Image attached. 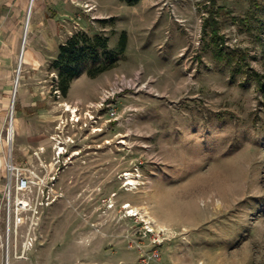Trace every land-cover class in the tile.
<instances>
[{
    "label": "rangeland",
    "instance_id": "obj_1",
    "mask_svg": "<svg viewBox=\"0 0 264 264\" xmlns=\"http://www.w3.org/2000/svg\"><path fill=\"white\" fill-rule=\"evenodd\" d=\"M29 1L0 0V264H264V0H98L93 29L85 0H36L19 72ZM10 148L54 189L27 250L25 225L8 245Z\"/></svg>",
    "mask_w": 264,
    "mask_h": 264
},
{
    "label": "built area",
    "instance_id": "obj_2",
    "mask_svg": "<svg viewBox=\"0 0 264 264\" xmlns=\"http://www.w3.org/2000/svg\"><path fill=\"white\" fill-rule=\"evenodd\" d=\"M98 5V0H85V11L89 12L91 20H96L99 17V15L96 14ZM132 80V78L128 79L127 77L122 76L121 83L123 86L120 90L114 89L113 94H115V92L123 91L125 89L126 82L130 83ZM110 89L112 90L113 87ZM55 92L58 94L61 93L60 90H56ZM103 95L104 98L102 104H105L111 95V91L109 89H104ZM13 114H15L14 107L12 108L11 118L13 117ZM81 118V116H76V119H74V115L72 113L70 120L73 123H80V126H83ZM84 123L86 124V122ZM59 147L66 149L63 144ZM58 154L60 158L64 152L60 151ZM5 171L6 183L4 194L7 209L6 220L9 231L8 245L10 243L11 234L18 237L19 228L25 225L27 227V232L25 234L23 247L24 250H27L31 248L35 242L38 218L42 207L53 197L54 189L50 186L51 183L45 182L47 174L37 169L23 167L22 164L16 160L11 148L9 149L8 156L5 160ZM53 176H55L54 173ZM46 194H48V198L46 200L40 198L41 195Z\"/></svg>",
    "mask_w": 264,
    "mask_h": 264
},
{
    "label": "trees",
    "instance_id": "obj_3",
    "mask_svg": "<svg viewBox=\"0 0 264 264\" xmlns=\"http://www.w3.org/2000/svg\"><path fill=\"white\" fill-rule=\"evenodd\" d=\"M213 32L217 33V21L214 20ZM79 41L73 37L67 43L60 46V53L58 55V59L56 60V66L62 65L64 71L68 74L71 78L76 74V69L73 67V64L77 63L79 60L82 59V53L85 51L84 47H78ZM218 57H222L221 53L217 54ZM105 69L102 68L99 71L102 72ZM68 82L63 81L60 84V91L64 94L67 93L68 90Z\"/></svg>",
    "mask_w": 264,
    "mask_h": 264
},
{
    "label": "bare ground",
    "instance_id": "obj_4",
    "mask_svg": "<svg viewBox=\"0 0 264 264\" xmlns=\"http://www.w3.org/2000/svg\"><path fill=\"white\" fill-rule=\"evenodd\" d=\"M35 1L36 0H30L29 1V6H28V12H27V18H26V22H25V32H24V41H25V47H26V44H27V32H28V29H29V26H30V22H31V16H32V12H33V8H34V5H35ZM24 44V43H23ZM24 54H25V49H24V52L23 54L20 55V58H19V72L21 70V65H23V62H24ZM18 78L15 80V85H14V98L16 96V92H17V88H18V83H19V74L17 76ZM14 100L12 101V105L11 107H13V103H14ZM78 109L77 107H73L71 105H68L66 110L67 111H71V114L73 113L74 115V119H76V116H78ZM13 118H14V114H13V117H12V120H11V128H10V135H9V138L10 140H13L15 137H16V128L14 126V123H13ZM13 142V141H12ZM15 142V140H14ZM14 144V143H13ZM131 177V176H130ZM130 179V178H129ZM132 181L130 180L129 183H131ZM113 207V206H112ZM131 214V213H130ZM16 258H22V257H16ZM6 264H11V257L10 255L7 257V260H6Z\"/></svg>",
    "mask_w": 264,
    "mask_h": 264
},
{
    "label": "crops",
    "instance_id": "obj_5",
    "mask_svg": "<svg viewBox=\"0 0 264 264\" xmlns=\"http://www.w3.org/2000/svg\"><path fill=\"white\" fill-rule=\"evenodd\" d=\"M29 6V5H28ZM98 19H102V17L99 15V17H98ZM97 19V20H98ZM86 25L88 26V27H91L92 29L94 28V26L92 25V22H91V19L90 20H87V22H86ZM24 32H25V30H24ZM25 37V36H24ZM23 50H22V54H23V52H24V49L26 48L25 47V41H23ZM13 49H15V47L14 46H11V48H8V50L9 51H13ZM9 52L7 51L6 52V55L4 56V57H0V65H10V63H11V60L12 59H10L9 58ZM43 57V59H45V53L44 52H41V54L39 55V57H37L38 59H41ZM8 87L6 86V87H4V90L2 91V93H1V95H0V131H1V129H2V122H3V114L5 113V111H6V108H7V100H6V98H5V95H7L8 93V89H7ZM2 116V117H1ZM22 126V125H21ZM18 129H21V127H19ZM23 130L25 129V128H22ZM26 130V129H25ZM24 130V131H25Z\"/></svg>",
    "mask_w": 264,
    "mask_h": 264
},
{
    "label": "water",
    "instance_id": "obj_6",
    "mask_svg": "<svg viewBox=\"0 0 264 264\" xmlns=\"http://www.w3.org/2000/svg\"><path fill=\"white\" fill-rule=\"evenodd\" d=\"M18 78V77H17ZM8 257V256H7Z\"/></svg>",
    "mask_w": 264,
    "mask_h": 264
}]
</instances>
